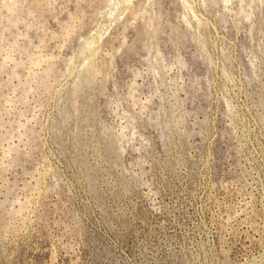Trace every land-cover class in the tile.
<instances>
[{"label":"rangeland","instance_id":"rangeland-1","mask_svg":"<svg viewBox=\"0 0 264 264\" xmlns=\"http://www.w3.org/2000/svg\"><path fill=\"white\" fill-rule=\"evenodd\" d=\"M0 264H264V0H0Z\"/></svg>","mask_w":264,"mask_h":264},{"label":"bare ground","instance_id":"bare-ground-1","mask_svg":"<svg viewBox=\"0 0 264 264\" xmlns=\"http://www.w3.org/2000/svg\"><path fill=\"white\" fill-rule=\"evenodd\" d=\"M158 11H159V10H158ZM158 11H157V12H158ZM160 14H161V13H160ZM156 15H157V17L160 16V15L158 16V14H156ZM156 15H155V17H156ZM164 15H165V14H164ZM162 18H163V17H162ZM154 19H155V18H154ZM157 19H158V18H157ZM160 19H161V18L159 17V20H160ZM159 20H158V21H159ZM154 22H156V21H154ZM159 22H160V21H159ZM162 22H163V19H162ZM167 22H168V21H167ZM157 23H158V22H157ZM157 23H156V24H157ZM160 23H161V22H160ZM158 24H159V23H158ZM158 24H157V25H158ZM165 24H166V21H165ZM161 26H163V25L161 24ZM157 27H158V26H157ZM156 29H158V28H156ZM160 29H161V28H160Z\"/></svg>","mask_w":264,"mask_h":264}]
</instances>
